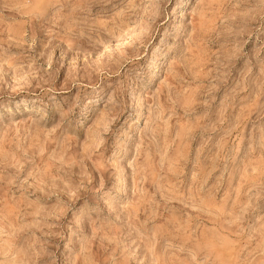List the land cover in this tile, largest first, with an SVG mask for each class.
Listing matches in <instances>:
<instances>
[{
    "label": "rangeland",
    "instance_id": "374dc122",
    "mask_svg": "<svg viewBox=\"0 0 264 264\" xmlns=\"http://www.w3.org/2000/svg\"><path fill=\"white\" fill-rule=\"evenodd\" d=\"M0 264H264V0H0Z\"/></svg>",
    "mask_w": 264,
    "mask_h": 264
}]
</instances>
